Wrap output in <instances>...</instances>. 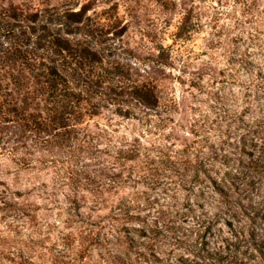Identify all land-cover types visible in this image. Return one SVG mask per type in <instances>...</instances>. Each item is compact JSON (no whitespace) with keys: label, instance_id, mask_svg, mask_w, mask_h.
<instances>
[{"label":"rangeland","instance_id":"obj_1","mask_svg":"<svg viewBox=\"0 0 264 264\" xmlns=\"http://www.w3.org/2000/svg\"><path fill=\"white\" fill-rule=\"evenodd\" d=\"M166 1L0 0V58L59 34L93 95L58 134L44 78L0 71V264H261L264 0Z\"/></svg>","mask_w":264,"mask_h":264},{"label":"trees","instance_id":"obj_2","mask_svg":"<svg viewBox=\"0 0 264 264\" xmlns=\"http://www.w3.org/2000/svg\"><path fill=\"white\" fill-rule=\"evenodd\" d=\"M158 1L163 7L168 8L166 0H156ZM35 22V21H34ZM29 31L23 30L21 31V36L17 34L15 31L17 29L12 28H4V32L6 35L15 37V43L12 47V50H6L7 54H4L2 58H0V71L3 67L8 64L7 66H11L12 62L19 61L23 64L27 69L36 71L34 76L43 77V82L45 83L46 87L48 88L47 91V98L46 101L48 102V109L50 111L48 117H45L41 123H45L47 126L51 127L55 133L60 134V129H69V125H71L70 121L75 118V114L79 113L82 108V101H90L93 98V95L89 93L92 90L91 84L84 78L83 73L81 70L83 62L80 65H76V67H72L70 64L69 58H76L82 57L76 50L70 46V43L67 39L61 37L59 34L53 38L47 40V45H42L40 42H36V48L39 50H45L46 53H41L38 58L37 54H31L29 51H24L20 49L19 41L26 45L28 44V40L31 39L32 35L35 32V28L33 25L26 26ZM15 34V35H14ZM48 36H52L47 34ZM58 36V37H57ZM25 37V39H23ZM17 45V47H16ZM94 54V53H93ZM95 55V54H94ZM95 57L89 58L85 64H89L90 62H95ZM13 65V64H12ZM72 69L71 71H67L68 69ZM84 69V66H83ZM19 72V71H18ZM7 78L9 74H6ZM14 77V80L10 81L13 85H19L20 82L17 81L18 77ZM2 80V75L0 73V81ZM76 82L77 84L84 83L86 84L87 89H83L80 91L72 90V86L70 83ZM88 83V84H87ZM145 96H147V100H155L153 95V91L149 87H142L139 88ZM1 90V84H0ZM43 91L41 90V94ZM84 94L83 98L81 95ZM81 97V98H80ZM5 101L3 100V95L0 93V110L5 105ZM7 110L10 112L11 110L17 111L16 108L10 109L7 107ZM28 117H34L32 113H28ZM69 122V123H68ZM260 168L257 170L260 172H264V161H260L259 163ZM254 170V169H253ZM252 173V170L250 171ZM250 176V173L249 175ZM233 184V183H232ZM239 185H236L238 187ZM228 197L230 193L227 192ZM262 223H258V227L263 231L251 229L249 234V242L252 244V247L256 251H246L250 254V257L253 259L258 258L261 264H264V217L262 216ZM235 240L234 242H230L229 244L234 247L233 251H236L237 248L240 247L241 239L236 241L237 233L236 231L233 232ZM228 244V248L229 245ZM214 254V253H213ZM227 255V254H226ZM222 258V257H218ZM233 259V257H232ZM233 264H240L235 261Z\"/></svg>","mask_w":264,"mask_h":264}]
</instances>
